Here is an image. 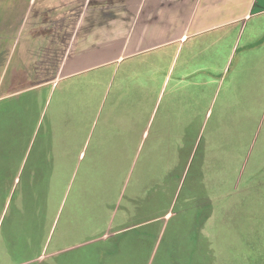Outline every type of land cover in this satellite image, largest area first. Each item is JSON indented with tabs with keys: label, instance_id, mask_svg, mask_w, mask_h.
I'll use <instances>...</instances> for the list:
<instances>
[{
	"label": "rangeland",
	"instance_id": "374dc122",
	"mask_svg": "<svg viewBox=\"0 0 264 264\" xmlns=\"http://www.w3.org/2000/svg\"><path fill=\"white\" fill-rule=\"evenodd\" d=\"M86 2L0 0V100L51 71L55 82L133 56L86 43ZM242 27L40 90L56 153L40 166L21 135L0 162V264H264V44L234 50L264 32V15Z\"/></svg>",
	"mask_w": 264,
	"mask_h": 264
},
{
	"label": "crops",
	"instance_id": "0c3cea01",
	"mask_svg": "<svg viewBox=\"0 0 264 264\" xmlns=\"http://www.w3.org/2000/svg\"><path fill=\"white\" fill-rule=\"evenodd\" d=\"M84 5L81 27L85 20L96 21L95 26L83 30L86 43H125L130 45L127 55L186 43L192 37L264 12V0H87ZM257 6L261 10H255ZM99 53L105 54L104 47L89 57Z\"/></svg>",
	"mask_w": 264,
	"mask_h": 264
},
{
	"label": "trees",
	"instance_id": "16d2710c",
	"mask_svg": "<svg viewBox=\"0 0 264 264\" xmlns=\"http://www.w3.org/2000/svg\"><path fill=\"white\" fill-rule=\"evenodd\" d=\"M261 15H264V12L255 13L248 18L240 19V20L235 21L233 23H229V24L225 25L224 27H228V26H232V25H239L240 27H242L243 25L246 26L248 24V22L253 20V18H258ZM221 28H223V27H221ZM242 28H244V27H242ZM217 29H219V28H217ZM213 30H216V29H213ZM213 30H211V31H213ZM211 31H209V32H211ZM206 33H208V32H205V34ZM263 44H264V32H262L260 35L258 34L257 37H252L251 42H248V44H244L243 47H241L239 45L234 47V50L239 51V50H242L244 48L246 51H248L251 49H255L256 47H260ZM137 55L138 54L133 55L132 57L125 58L121 61H114L111 63H106L102 66L99 65L97 67L86 69V70H83L81 72L75 73L71 76H68L66 78L57 80L55 82H52V80H54L56 78V75L54 76L52 74L51 68L53 66H57L58 63H57V65L55 64V62L48 63L47 64L48 70L51 71V74L45 73V75H43L41 77H34L33 78L34 83H32L28 87L30 88V87L36 86L35 88L28 89L26 91H23L22 93L17 94V95H12V96H9L7 98L1 99L0 100V113L1 114L9 113L8 120H7V123H8L7 126L9 127L10 131L15 133L16 135H14L15 138L11 137L13 139H10L9 141H4V139H3L4 135L3 134L0 135V158L2 155V159L0 162L1 163L5 162V153L6 152L9 153V152L15 151V149L13 148V147H15V144L18 145L15 148L23 146L22 140L24 137H25L24 147L28 148L30 146V144L32 143V149H35L36 150L35 153L38 154L37 158H35V163H38L40 166L45 165V164H49L51 161L50 156H52V153H56V151L55 152L53 151L54 146L56 144L53 143V138H52V136H53L52 130L53 129L51 127V124H49V121L46 119V115L44 116L43 120L40 119L41 111L43 109H39V112L37 111L38 105L48 106V104L50 103V96H51L50 91L47 90L48 92L45 91L44 93H42L41 96H39L38 94H39L40 90H42L44 88L47 89V87L49 85L55 84L56 82H62L64 79H70L71 77H76L79 74L85 73L87 71L89 72L91 70H95L99 67L111 66L114 64L119 65L121 63L129 62V61L133 60L134 57H136ZM34 65H35V63H34ZM36 65H37V63H36ZM39 66H42V64L40 65V63H39ZM8 70H10V67ZM53 73H54V71H53ZM51 75H53V76H51ZM190 77H192V76H188V78H184V79H190ZM5 78L6 77L4 76V79ZM24 81L26 82V80H24L23 78L21 80H19L18 81L19 85L25 87ZM45 83H47V84H45ZM6 101H8V103H7V105L4 106L3 102H6ZM23 110L29 114V117H27V119L25 120V124H24L25 133H23V131L21 130L22 124L20 122V113L22 114ZM44 113H45V109H44ZM19 131H22V133H19ZM16 132H18V133H16ZM21 135L23 136V138L22 137L20 138ZM88 141L86 140V142H82L81 143L82 145L81 144L77 145L78 147L76 148V151H78V152L75 155H73L74 158H78L81 155V153H83L80 150L85 149V146L87 148ZM30 155H32V151H31ZM49 170L50 169H44L42 171V175L45 177L48 174ZM126 187H127V184H126V186H121V188H122L121 190L123 191V193L120 196L121 200L125 197ZM44 188H47V187H44ZM64 194L65 193H63V192L61 193V195H63V196H64ZM65 196L67 197L66 194H65ZM117 196H119V194H117ZM108 208H110L112 210L117 209L120 212V210L123 207L114 202L113 204H109ZM124 210L126 211V207ZM122 224L123 223L116 224V225H114V227H118ZM98 226H101V225H97V226L91 228L93 231L90 232L89 235H93L94 230ZM103 226L104 225L102 224L103 229H101L97 233H102L107 229V228H104ZM97 233H95V234H97ZM15 238L18 239L17 237H15Z\"/></svg>",
	"mask_w": 264,
	"mask_h": 264
}]
</instances>
